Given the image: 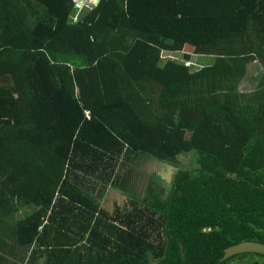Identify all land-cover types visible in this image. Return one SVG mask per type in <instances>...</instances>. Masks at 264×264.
<instances>
[{
    "label": "trees",
    "instance_id": "obj_1",
    "mask_svg": "<svg viewBox=\"0 0 264 264\" xmlns=\"http://www.w3.org/2000/svg\"><path fill=\"white\" fill-rule=\"evenodd\" d=\"M94 2L73 18V0H0V264L29 247L42 264H220L264 244V0ZM125 151L193 155L135 199L115 188Z\"/></svg>",
    "mask_w": 264,
    "mask_h": 264
},
{
    "label": "rangeland",
    "instance_id": "obj_2",
    "mask_svg": "<svg viewBox=\"0 0 264 264\" xmlns=\"http://www.w3.org/2000/svg\"><path fill=\"white\" fill-rule=\"evenodd\" d=\"M75 2V12L73 18L77 17L78 13L82 10L88 9L89 6H92L95 2L94 0H83V4H79L77 0ZM181 53H191L190 47H185ZM181 53L176 54V59L181 60ZM192 59L195 57L191 56ZM205 60V59H204ZM192 61V60H191ZM203 61V60H202ZM263 73L261 66L256 63H251L248 67V73L245 81H242V87L246 89L245 91H252L251 89L257 83L258 77ZM264 74V73H263ZM122 156L117 161V168L114 167L113 174L115 173L116 179L114 178L115 188L119 189L121 192L124 191L129 195V197L135 199H143L147 189L151 188L152 190L161 189L162 191L168 192L170 189V183L172 181L175 168L172 164L167 162L159 161L147 154L144 153H128L127 151L121 154ZM110 169L106 170L108 173ZM108 188V187H107ZM105 189V194L100 201V207L111 212L114 205H123L124 201L121 196L115 191ZM112 189V188H111ZM114 190V189H113ZM109 191V193H108ZM111 194V196H109ZM6 229L7 226L5 225ZM31 248L25 250H17V257L21 255L29 254ZM28 251V252H27ZM6 252V249H5ZM22 252V253H19ZM4 256L5 260L9 263H14V259L8 258L5 253H1ZM29 258V257H27ZM25 258V259H27ZM18 259L15 258V262ZM256 262L258 264H264V257H257Z\"/></svg>",
    "mask_w": 264,
    "mask_h": 264
},
{
    "label": "water",
    "instance_id": "obj_3",
    "mask_svg": "<svg viewBox=\"0 0 264 264\" xmlns=\"http://www.w3.org/2000/svg\"><path fill=\"white\" fill-rule=\"evenodd\" d=\"M193 153L189 152L185 156H178V159H167V162L182 166L189 162L191 159ZM44 219V218H43ZM258 254L264 257V244L254 241H243L240 243H237L235 245L229 246L223 250V254L219 261H222L230 256L236 255V254Z\"/></svg>",
    "mask_w": 264,
    "mask_h": 264
},
{
    "label": "flooded vegetation",
    "instance_id": "obj_4",
    "mask_svg": "<svg viewBox=\"0 0 264 264\" xmlns=\"http://www.w3.org/2000/svg\"><path fill=\"white\" fill-rule=\"evenodd\" d=\"M107 189L113 191V189H111L109 187ZM222 254H223V252H222ZM27 255L31 256V254H27ZM256 255H258V254H247V253L236 254V255L230 256V257H228V258H226V259H224L222 261H219V259L221 258L220 257L217 260V263H220V264H252L254 261H256V258L259 257V256H256Z\"/></svg>",
    "mask_w": 264,
    "mask_h": 264
},
{
    "label": "crops",
    "instance_id": "obj_5",
    "mask_svg": "<svg viewBox=\"0 0 264 264\" xmlns=\"http://www.w3.org/2000/svg\"><path fill=\"white\" fill-rule=\"evenodd\" d=\"M115 192H117V191H115ZM118 194H119V196H121L120 193H118ZM109 196H111V194H109ZM3 251H4L5 255L8 257V254L9 253H7V252H9V250H6V252H5V249H4ZM13 251H17V250H13ZM21 256H23V258H22L21 262H17V264H42L44 262V257L43 256H40L39 255V252H37L33 256H28L27 254H25V256L24 255H21ZM27 257H29V258H27ZM25 258H27V259H25Z\"/></svg>",
    "mask_w": 264,
    "mask_h": 264
},
{
    "label": "built area",
    "instance_id": "obj_6",
    "mask_svg": "<svg viewBox=\"0 0 264 264\" xmlns=\"http://www.w3.org/2000/svg\"><path fill=\"white\" fill-rule=\"evenodd\" d=\"M77 2L79 3V4H83V2H85V1H83V2H79V0H77ZM89 2V1H88ZM187 64V63H186Z\"/></svg>",
    "mask_w": 264,
    "mask_h": 264
}]
</instances>
